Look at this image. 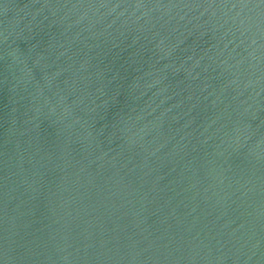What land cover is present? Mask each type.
<instances>
[{"label":"water","instance_id":"95a60500","mask_svg":"<svg viewBox=\"0 0 264 264\" xmlns=\"http://www.w3.org/2000/svg\"><path fill=\"white\" fill-rule=\"evenodd\" d=\"M0 264H264V0H0Z\"/></svg>","mask_w":264,"mask_h":264}]
</instances>
